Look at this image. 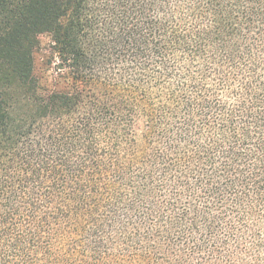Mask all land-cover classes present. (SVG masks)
I'll return each instance as SVG.
<instances>
[{
    "label": "trees",
    "instance_id": "trees-1",
    "mask_svg": "<svg viewBox=\"0 0 264 264\" xmlns=\"http://www.w3.org/2000/svg\"><path fill=\"white\" fill-rule=\"evenodd\" d=\"M195 240L264 261V0H0V264H183Z\"/></svg>",
    "mask_w": 264,
    "mask_h": 264
},
{
    "label": "rangeland",
    "instance_id": "rangeland-1",
    "mask_svg": "<svg viewBox=\"0 0 264 264\" xmlns=\"http://www.w3.org/2000/svg\"><path fill=\"white\" fill-rule=\"evenodd\" d=\"M34 72L44 87L57 90H66L70 87V80L66 71L62 73L60 66H55V61L49 50V37L42 36L39 40V48L35 53ZM61 74V75H59Z\"/></svg>",
    "mask_w": 264,
    "mask_h": 264
},
{
    "label": "clouds",
    "instance_id": "clouds-1",
    "mask_svg": "<svg viewBox=\"0 0 264 264\" xmlns=\"http://www.w3.org/2000/svg\"><path fill=\"white\" fill-rule=\"evenodd\" d=\"M125 68H128V65L121 64L120 66L117 67L116 70L120 71L121 69H125ZM99 75L101 80H105L110 74L101 71ZM127 75L131 77H135L139 75V73L135 69H128ZM188 239H193V237L192 236L186 237L185 240L181 242L178 246H173L172 250L177 253L176 256H169L167 252H163V251L160 253V255H163L166 258L167 262L180 261L183 254L187 253L192 248V244L187 243ZM212 239H218V237L213 236ZM195 243L202 245L204 250L195 253L196 259H193L191 256L185 257L183 264H187V260H191L192 264H197V260H201L202 264H212L213 258L211 256L206 255V252L211 251V249L208 247L210 241L195 240ZM180 249H183V253L180 252ZM261 254L264 255V253ZM261 264H264V261H262Z\"/></svg>",
    "mask_w": 264,
    "mask_h": 264
}]
</instances>
